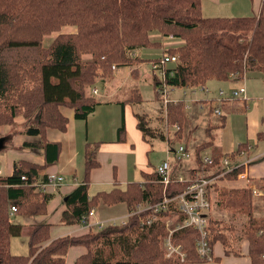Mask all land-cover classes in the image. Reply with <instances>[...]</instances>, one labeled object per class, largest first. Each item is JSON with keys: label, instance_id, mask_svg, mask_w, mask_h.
Segmentation results:
<instances>
[{"label": "trees", "instance_id": "1", "mask_svg": "<svg viewBox=\"0 0 264 264\" xmlns=\"http://www.w3.org/2000/svg\"><path fill=\"white\" fill-rule=\"evenodd\" d=\"M8 26L15 29L0 37V124L12 126L19 115L28 122L34 112L29 127L15 133L39 135L40 141L23 144L44 148L46 163L39 165L21 160L14 164L11 175L0 176V264H66L65 255L74 245L87 248L75 264L201 262L203 259L196 248L199 237L196 229L183 227L174 231L171 237L174 244L181 245L186 252L185 261L167 257L164 248L168 233L166 224L163 221L150 226L143 224L144 213L131 216L128 224L123 226H107L52 240L48 223L31 225L27 255L14 254L10 249L11 238L20 236L25 225L9 219V204L16 203V214L19 215L46 213L51 194L36 190L32 181L39 178V169L57 161L61 150L60 142L49 140L46 131L49 128L66 130L69 120L61 108H70L75 118L86 119L99 104L93 88L107 75H112L113 65L126 68L132 59H140L139 49H136L152 45L151 40L161 43L157 36H163L162 31L166 29L177 32L173 35L183 40L177 47L163 48L164 53L177 59L168 64L165 71L164 81L169 85L186 87L206 84L209 80L221 82L234 71L241 79L250 71L264 73V13L206 17L202 14V0H0L1 31ZM66 27H74L76 31L62 32L44 47V35L60 32ZM180 32L188 34L184 37ZM87 54L91 58L83 59ZM152 78L157 90L163 81L156 75ZM131 92L126 101L142 102L139 87ZM214 102H217L214 107L222 105L216 99ZM167 107V122L171 126L176 123L180 126L176 131L179 138L183 130V103L170 102ZM140 126L142 129L147 127L143 122ZM120 131H124V126ZM160 137L165 139L161 134ZM97 144L86 143V180L66 196L64 217L67 222L79 223L82 216L100 203H125L128 211L146 200L156 203L165 196L181 193L194 179L193 174L191 179L178 181L172 172V180L165 185L154 170L144 175L143 182H131L126 188L115 187L90 196L88 176L98 165ZM210 144L212 141L208 140L196 148L199 167L202 164L200 153ZM244 148L245 144H241L232 154ZM223 156L213 155L215 162L206 169L210 171L218 166ZM243 171L241 166L227 173L225 178L236 179ZM23 175H27L29 181H25ZM259 186L264 189V179ZM219 202L234 214L249 216L247 234L251 264H264V217H254L252 191L222 189ZM173 212L179 217L176 210L164 214L168 216ZM180 216L183 220L184 215ZM217 222L209 223L213 236L211 245L217 239L226 245L227 240L216 226Z\"/></svg>", "mask_w": 264, "mask_h": 264}, {"label": "crops", "instance_id": "2", "mask_svg": "<svg viewBox=\"0 0 264 264\" xmlns=\"http://www.w3.org/2000/svg\"><path fill=\"white\" fill-rule=\"evenodd\" d=\"M202 8L207 7V12L212 17H231V16H250L264 13V0H202ZM212 7L211 9H209ZM213 13V14H212ZM218 15V16H217ZM158 55H155L157 57ZM117 72V70H116ZM115 78L109 79L101 84V87L96 86L98 89L97 97L99 104L95 110L88 115L86 119H77L74 116L72 109L63 110V113L68 117V125L65 131L49 128L47 132V138L51 141H58L61 145L59 157L54 164L48 165L38 170L39 178H46L49 173H57L63 175V181L58 185L47 184L43 189L39 191L48 192L51 194V199L48 200L46 213L33 214V215H19L16 214L11 220L12 222L22 223L25 226L36 225L39 223H48L50 225V239H56L64 235H81L88 233L91 228H84L79 223L67 222L64 215L67 211L66 196L71 193L78 185L82 184L86 180L85 174V148L86 143H98L96 156L98 165L93 168L88 176L89 181V195L94 196L102 191H110L115 187L126 188L128 183L131 182H143L144 175L153 173L155 168L164 160H169L172 164L174 175L176 177L183 176L185 179L192 177V171L194 167L186 160H180L178 164V158L176 156L177 147L171 148V144L174 140V136L170 139L166 138L165 131L163 133L164 138L160 135H154L152 141L147 140L143 135V132L137 128L138 121L136 117V108L140 111L146 112V114L153 118V111H155L156 103L161 99H157L156 90L154 99L150 102V99L144 98V93L140 88V94L142 102H128L127 98H118V94L122 90V79H128L123 76L122 72L115 73ZM120 78V79H119ZM118 79V81H116ZM210 84V85H209ZM207 86L212 88L213 93L207 95L204 91L197 90L192 92L187 88L175 90L173 92L172 101L178 100L183 103L185 113L187 116L196 117L201 116V120L204 119L202 125H204V131L210 130V144L202 153L206 155L207 149L215 146V142L219 143V147L222 151L213 152L216 154L232 153L237 150L241 144L251 145L249 150V157L251 163L246 167V172L240 174L236 179H227L229 183L236 182L232 185H219L218 179L214 180L210 188L217 190L214 197L212 196V208L208 213L209 221H218L216 226L221 229L224 237L227 240L225 245L221 239L214 241L212 246L213 260H202L197 264H251L250 251V239L244 232L237 231L234 233L239 234L235 236L229 228V222H237L236 219L242 214H234L229 208L219 202L220 191L222 189H250L249 185L253 182L260 190V181L264 179V175L258 174V166H251L252 163H260L264 157V73L260 71H250L246 73L243 80L236 81L235 84H229L217 80H210L206 83ZM246 87V97L235 98L234 100L227 101L219 106L223 110L222 116H216L212 111L214 110L215 97L219 88H224L228 91L231 88ZM199 89V88H198ZM176 91H179L178 95H175ZM186 91V93H184ZM210 97V98H209ZM129 98V97H128ZM157 99V100H156ZM213 101L211 105V100ZM124 101V103H123ZM197 101H203L206 106L203 108L197 106ZM138 103V104H136ZM148 103V104H147ZM187 105L191 107L188 108ZM136 106V108H135ZM206 108V109H205ZM231 113H234L233 117ZM242 115L244 120V126L246 127V141L240 142L239 130L234 127V119ZM209 119L207 120V118ZM211 121H222L221 125H228L226 128L220 130L219 139L216 138V129L218 124H212ZM152 126L156 125V121L153 119ZM5 126V125H4ZM7 126V125H6ZM124 126V131H120V127ZM200 130V129H198ZM196 130V131H198ZM168 132V131H167ZM206 133V132H205ZM237 135V138L235 135ZM159 137V138H157ZM176 137V136H175ZM16 143L22 145L25 142H38L41 140L39 135L35 136V139L31 135L18 134ZM177 138V137H176ZM252 140H248L251 139ZM194 139L192 135H181V138L177 140L181 143H185L188 149L191 150V142ZM163 140L168 147V151L172 156L163 158L161 161L156 162L151 160V149H154L155 144ZM185 141V142H184ZM189 141V142H187ZM206 141V140H205ZM208 141V140H207ZM187 142V143H186ZM245 145V146H246ZM32 147V146H30ZM38 153H29L26 155L21 154L22 158L14 162L21 160L44 165L46 163L44 148H37ZM195 149V148H194ZM247 149V147H246ZM257 150V151H255ZM193 152V150H191ZM248 151V150H247ZM202 155V156H203ZM237 155V153H236ZM246 157L241 156L237 159L244 160ZM232 158V160L237 161ZM186 161V162H184ZM197 162V157H196ZM198 164V163H197ZM195 165V164H194ZM185 168H188L190 174L186 176L184 172ZM14 170V167H13ZM12 170V172H13ZM213 171H208L210 175ZM12 174V173H11ZM5 174V175H11ZM258 175L260 178L254 177ZM3 176V171H2ZM37 190V189H36ZM251 190V189H250ZM252 191V190H251ZM264 203V193L260 195L253 194V210L254 217L262 218L264 213L261 210ZM122 209V212H119ZM92 210L95 214L91 217L90 222H96L100 219H107L113 216H120L122 213H126L128 207L125 203H118L113 205L100 203ZM245 215V214H243ZM249 219V216L246 215ZM229 232L231 235L229 236ZM11 238V243L12 239ZM10 243L11 252H13V246ZM28 245V243H27ZM87 248L83 245L71 246L67 252L66 264H75L78 257L85 254Z\"/></svg>", "mask_w": 264, "mask_h": 264}, {"label": "rangeland", "instance_id": "3", "mask_svg": "<svg viewBox=\"0 0 264 264\" xmlns=\"http://www.w3.org/2000/svg\"><path fill=\"white\" fill-rule=\"evenodd\" d=\"M211 8L212 7H210L209 9H211ZM202 14L205 15L206 17H212L210 15H207V14H211V13L207 12V7L206 6H204V11H203V8H202ZM14 29H15L14 27L8 26V27H4L2 29V31H1V28H0V37H4L5 35H7L9 33L14 32ZM72 31L75 32L76 29L74 27H66V28L62 29V31H60V32H53V34L51 33V34H48V35H44L42 37V42L45 45L44 47L50 45L51 42H53L56 39L57 35H59L60 33L64 32V33L67 34L68 32H72ZM172 31L173 30L163 29L162 33H164V35L163 36H159V35L157 36V37H160L159 39L161 40V43L160 42L159 43L155 42V41H159V40H151V41H153L152 45H150L148 47H147V44H146V46H139L136 49V51L139 49L137 51V53L139 55H141L140 59H138V58L137 59H132L130 62L127 63V67L126 68H123V67L122 68H118L119 66H117V65H115V68H113V66H112V73H111L112 75H110V74L107 75L105 77V79L102 80V82H97L96 86L101 87V84L103 82H106L109 79L115 78V76H116L115 73H118V72L121 73L122 72L123 73L122 77L126 76V77H128V79L127 80L126 79H122L123 86H122V90L120 91V93L117 96L118 98H120V99L127 98L128 99L129 95H132L131 90L135 89L136 87H139V90L141 88V90L144 93V98L150 99V102L152 101V99L155 100L154 96H155V90L156 89L153 86V78H152V76H154V75L157 76V74H156L157 72L156 71L159 70V68L156 67V63H158L157 62L158 59L160 61L162 55L166 54V53H164V51H165L164 49L166 47H168V46L169 47L170 46L177 47L180 44H182V41H183L182 38L175 37L173 35V34H176L177 32H175V31L172 32ZM185 34H188V32H185L182 35H184V37H186ZM244 34H245L244 36H249V33H244ZM154 38H156V37H154ZM155 55H158V56L155 57ZM90 58H91V55H88V54L83 56V59H90ZM116 70H117V72H116ZM241 78L242 77H240V75H238L237 72L234 71V72H230L229 73V76H228L227 80L221 81V82H226V83H229V84H235L236 81L243 80ZM116 81H118V79ZM203 85H206V84L186 86V87H180V86L179 87H175V88L172 89L170 95H173V92L175 90H180V91L183 92L184 88H187L188 90H190L192 92H196L197 90L204 91L205 94L211 95L210 91H207V89H210L211 93H213L212 88L210 86H207V85H206L207 87L205 89L200 87V86H203ZM237 88H239V87H237ZM231 89H233V88H231ZM246 93L247 92H245V94ZM178 94H179V91H176L175 95H178ZM95 95L97 96V94H95ZM156 97H157V99H159V97L161 99L159 100V102L156 103V108L157 109L155 111H153V115H152L153 118L152 119H151L150 115L146 114V112H144V111L138 110L136 108V106H135L136 112H137L135 115H136L137 121H138L137 128L140 131L143 132V135L149 141H152V138L154 139V137H156L154 135H158V136L160 134L163 135V133L165 131V135H166L167 139H170L171 137L174 136V140L175 141H172L171 144L169 143L171 148L177 147V149H178L179 146H180V142L178 140L181 137L179 136V138L177 140V138L175 137L177 130L167 122V120H168V117H167V110H168L167 104L170 103V101H168V102L164 101L163 97L158 92V88L156 90ZM239 97H246V96L243 95V96H239ZM231 100H234V99H230L228 97V90L224 89V96H223V98H221L220 102L222 104H224L227 101H231ZM178 102H180V101H178ZM178 102H173V103H178ZM212 103H213V101L211 100V105H212ZM136 104H138V103H136ZM199 105H200L201 108H203V106H206V103L203 102V101H197V106H199ZM61 110H64V109L61 108ZM183 110H184L183 111L184 114H182V117H183V122H182L183 130L181 131V135L184 133L185 135L189 134V135H192L194 137V139L192 141H190L191 142L190 143L191 144L190 145L191 146V150H193V152L189 149V151H191V153H192V156L189 159H187L186 161H187L188 164L194 162L195 165L192 164L194 169L197 168L198 171H201L199 165L196 162L197 155L195 154V152H196V148H198L201 145H204L206 143V141L209 140V139H207V137L209 138L211 136L210 135V130L209 131L208 130L204 131V125H202V122L204 121V119L201 120V116H198V118H196L195 116L194 117L187 116V113H185V109L184 108H183ZM34 114H35L34 112L31 114V117H29V121H30V119H32L34 117ZM29 115H30V113H29ZM231 115L233 117L234 113H231ZM216 116H219V115H216ZM15 119H16V124H14L12 126H10V125L4 126V125L0 124V139H3V142H2L1 147H0V167H1V170L3 171V175L12 173L15 161L20 160L22 158H26V157H21V154L26 155V154H29V153H38V149L37 148H33V147H30V146H27V145H24V144L18 145L16 143V138L15 137L18 136V134L15 133L16 130H21L23 128L26 129V127H29V123H28L29 121L26 122V118L23 115H19ZM153 119L156 121V125H154V126L151 125ZM208 119H209V117L207 118V120ZM211 120H213V119H210L208 122H210L212 124H218V127L216 129V138L219 139L220 130L226 128L228 125H221L222 121H220V122L217 121V123H215V121H211ZM142 122L145 124V126H147L146 129H142L141 128L140 123H142ZM233 123H234V127L237 126V128L239 130V134L241 136L240 139H239L240 142L246 141L247 138H250V137H248L246 135V130L247 129L244 126V120H243L242 115L236 117L234 119ZM148 128L151 129V132L150 131L148 132ZM198 129H200V130H198ZM196 130H198V131H196ZM234 135L237 138V135L236 134H234ZM27 136H28V134H27ZM32 138L35 139V136H32ZM157 138H159V137H157ZM248 140H252V138L248 139ZM165 141H166V139H165ZM165 141L159 140V142L155 144L154 149H151L152 151L150 152L151 153L150 157H151L152 161H154V162H156L157 160L161 161L163 158L166 157V154H167V157L170 156V155L172 156V153L170 154V152H167L168 151V147L166 146ZM187 142H189V141H187ZM181 144L186 146L185 143H181ZM245 147H247V149L244 148V149L240 150V152H237V155L234 154V153H233L234 155L232 153H228V154H226V156H229L231 158L237 159V156L240 157L239 153H241L242 151H245L246 153L249 152V150H250L249 147L250 146H248V144H247ZM186 148H187V146H186ZM218 151L221 152L222 149L219 147V143L215 142V146H212L209 149H207V153H205V154L209 155V156H213L212 154H215L213 152H218ZM255 151H257V150H255ZM200 154H201V156L203 155V153H200ZM248 154H247L246 157H249ZM223 157H225V156H223ZM237 160H240V159H237ZM186 161H184V162H186ZM233 161H235V160H233ZM220 164H221V162H220ZM220 164L218 166H215L214 168H212V170L210 169L211 171H213L211 176H214L216 174L218 176H220L218 178V180H219L218 183L221 186L235 184L236 182L229 183L228 181H226L227 178H225V177H226L227 174L223 175L224 174V167L220 166ZM254 165L258 166V169H259L258 174L263 176L264 175V157L262 158V161L260 163H258V162L252 163L250 165V167L254 166ZM189 166H191V164ZM172 171H173V169H172ZM184 172H186V176H188L190 174V171L188 170V168H185ZM208 175H210V174L208 173ZM252 176L260 178L258 175H253L252 174ZM209 191H210L211 203H212V196L214 197L215 192L217 190H215L214 188H209ZM262 191H264V189H262ZM141 204H142V202L137 205V208ZM145 208H146L145 210H143L144 208H140L137 212H134V215H137V214H140V213H144V215H145L144 218H146V215L149 214L152 211V208L151 207L150 208L145 207ZM117 210H120L119 212L123 211L120 208L117 209ZM261 210L264 213V203H263V207H262ZM127 212H129V211L127 210L126 213ZM180 215H179V217H181ZM164 216H163V220L164 221L168 220V223H169L170 227H173L175 225V223H179L181 221V219H179V217L177 215H175V212L170 213L168 216L167 215L165 217ZM236 221L237 222H232L231 221V222L228 223V225H230L229 228L230 227L233 228V230H231L233 232V234H235L234 231L235 232L241 231V232H244L247 235V237H249L248 234H247V228L250 227L249 226L250 225V223H249L250 220L246 217V215H240L236 219ZM30 229H31L30 226H25V228L22 231V234L20 236L14 237L12 239V243L11 244L13 246V252H15V254L27 255V253H28V245H27L28 232H29ZM167 232H168V230H167ZM228 234L230 236L231 232H229ZM128 235L130 236V234H128ZM238 235L239 234H235V236H238ZM211 246H213V245H211ZM94 248H95V246H94ZM206 261H211V260H206Z\"/></svg>", "mask_w": 264, "mask_h": 264}, {"label": "built area", "instance_id": "4", "mask_svg": "<svg viewBox=\"0 0 264 264\" xmlns=\"http://www.w3.org/2000/svg\"><path fill=\"white\" fill-rule=\"evenodd\" d=\"M176 56H170L167 54L162 55L160 61L158 60L156 63V67L159 68L158 71H156L158 78L163 81L162 84L158 87V92L161 94L165 102H178V100L172 101V96L170 95L173 88L177 87L174 85L167 84L165 80L166 75V68L167 65L170 63L175 62ZM113 68H115V65H113ZM202 88H206V85L200 86ZM207 91H210V89H207ZM94 94L98 93V89L96 87L93 88ZM246 88L244 86H241L239 88H233L230 91H228V97L230 99L238 98L239 96L245 95ZM186 93V91H184ZM224 96V89L220 88L217 91V96L215 97L218 102H220L221 98ZM221 103V102H220ZM188 108L191 106L188 105ZM214 114L222 116L223 111L219 106H215L214 110L212 111ZM173 127L176 130L180 129V126L176 123L173 125ZM251 147V145H249ZM249 147V148H250ZM241 156H247V153L245 151H242L239 153ZM176 156L180 160H187L192 156L191 151L186 148L184 145H180L179 148L176 150ZM214 163V158L209 155H204L202 157V164L200 166L201 171H198L197 168L192 171V175L194 174V179L192 182L185 188L184 191L181 193L169 197L165 196L162 200L153 203L150 200L143 201L139 207L122 214L120 216H113L109 217L107 219H100L96 222H90L91 217L95 214L94 210H91L86 215L82 216L80 219V225L84 228H92L94 230H99L107 226H123L128 224L129 219L131 216L134 215V212H137L140 208L145 207L152 208V211L146 215V218H143L142 222L146 225H152L153 223L161 222L163 221L166 224L168 233L166 237L164 238V248L166 250L167 257H173L175 259H179L181 261H185L186 259V252L182 249L181 245H176L172 241V235L174 231L181 229L183 227H193L198 232V239H197V252L199 256L203 260H213V253H212V246H211V229L209 228V217L208 213L209 210L212 207L211 203V196L209 188L213 184L214 180L218 179L220 176L217 174L214 176L208 175V170L206 167L208 165H211ZM251 163V158L246 157L244 160H237L233 161L231 157L225 156L223 157L220 166L224 167V174H227L241 166L248 167V165ZM244 168V173L246 172V169ZM155 171L161 176V179L165 185L169 184V182L172 180V164L169 160L162 161L156 168ZM242 172V173H243ZM240 173V174H242ZM239 174V175H240ZM2 175V170L0 167V176ZM174 177L178 181H184L187 180L183 176ZM22 178L25 181H29V177L27 175H23ZM64 177L63 175L57 174V173H49L47 174L46 178H36L32 181V184L36 187L37 190L43 189L47 184H53L58 185L63 181ZM191 179V178H190ZM249 188L252 190V193L254 195H260L264 191L260 190L258 186L255 183H251L249 185ZM176 210L181 215H184V219L181 220L179 223H175L173 227L169 226L168 220L164 221L163 216L165 215L164 212ZM17 212V205L15 202H11L9 204V219L13 220L14 216ZM262 230L259 231L261 233ZM264 257V255H263Z\"/></svg>", "mask_w": 264, "mask_h": 264}, {"label": "water", "instance_id": "5", "mask_svg": "<svg viewBox=\"0 0 264 264\" xmlns=\"http://www.w3.org/2000/svg\"><path fill=\"white\" fill-rule=\"evenodd\" d=\"M2 142H3V139H0V147H1Z\"/></svg>", "mask_w": 264, "mask_h": 264}, {"label": "bare ground", "instance_id": "6", "mask_svg": "<svg viewBox=\"0 0 264 264\" xmlns=\"http://www.w3.org/2000/svg\"><path fill=\"white\" fill-rule=\"evenodd\" d=\"M159 60V59H158Z\"/></svg>", "mask_w": 264, "mask_h": 264}]
</instances>
